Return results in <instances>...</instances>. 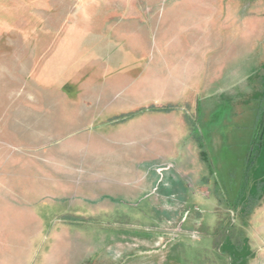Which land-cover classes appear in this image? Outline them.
<instances>
[{
    "label": "rangeland",
    "instance_id": "1",
    "mask_svg": "<svg viewBox=\"0 0 264 264\" xmlns=\"http://www.w3.org/2000/svg\"><path fill=\"white\" fill-rule=\"evenodd\" d=\"M220 1L0 0V201L40 218L0 235L24 264H264V0Z\"/></svg>",
    "mask_w": 264,
    "mask_h": 264
},
{
    "label": "crops",
    "instance_id": "2",
    "mask_svg": "<svg viewBox=\"0 0 264 264\" xmlns=\"http://www.w3.org/2000/svg\"><path fill=\"white\" fill-rule=\"evenodd\" d=\"M208 1H210V2H208ZM208 1L207 0H187L186 5L188 4L190 6L189 7L187 5V7H188V9H187L188 15L190 14V16H191V13H195V12L199 11L201 8L205 9L206 7L209 8V10H211V11H215L216 13L220 12V11L222 12V8H221L222 5H221V1L220 0H208ZM207 4H209V5L211 4L212 6L211 5L207 6ZM196 8H198V10ZM212 13H213V15H215L214 12H212ZM212 13L210 15H212ZM195 22L198 23L199 21H197L195 19ZM194 29L195 28H192L191 31L194 30ZM202 30L204 32L206 30V21H205L204 25L202 26ZM63 41H59V40H56V39H52V40H45L44 39V41L41 42V48H40V53H39L40 56L46 57V56H49L50 53H53V55L55 56V54H58V52L54 51L53 48H56V49L63 48L65 46V44L67 43V42H63ZM191 41H192V43H191ZM202 41H204V39L200 40L199 37L196 38V36L193 35V38L190 41L184 40V41H180V42L176 43V45H175L176 47H179V46L180 47L181 46L190 47V46L193 45V46H196L198 48L197 54L196 55L193 54V56L191 57L190 60H188V61L187 60H185V61H183V60L182 61H175V63L180 62V63H182V65L184 64V67H181V69H183L182 71H185V69L188 70V68L185 67V64L189 63V65L193 64V66H194L193 68H195V71L199 72L200 63H201V61L204 63V59H205V57H204V55H205L204 54V49L206 47V42H202ZM17 43H18V45H21V46H27V47L28 46L29 47L32 46V48L35 47L34 44L26 43L25 41H19ZM12 44H15V43H12ZM201 48H202V50H201ZM32 50L33 49L27 50V51L29 53V51L32 52ZM65 52H66V50L62 51L60 55L65 54ZM34 53H35V50L32 52L33 56H34ZM55 57L57 58V56H55ZM67 58L68 59L70 58L69 54L67 55ZM53 60H54V58H53ZM44 66H46L45 68H47L49 70V67L46 64ZM45 68H43V69H45ZM30 70L31 69L29 68L28 71H30ZM0 190H1V186H0ZM5 206L6 207L9 206V208H8L9 211H7V208L5 209ZM30 206L31 205H29L26 202L15 201L14 199H9V200L5 199L3 201L1 200L0 201V209L4 208V210L1 209L0 215L3 216V217L4 216L7 217L10 214V217H11V215L13 213V215H14L16 220H18V219L22 220V218H23L25 220L27 219L26 220L27 222H32L33 223V234H31V235H33L32 237L34 239V238H37V236L39 235V231H38L39 227L38 226H39L40 218H39L38 213L36 215L34 210L29 209ZM14 229H21V226L20 225H15ZM22 229H23V227H22ZM4 233L5 232H3L2 235H0V255H2V256L8 255L9 253L6 250L8 249L9 246L10 247L13 246V248L15 246H19V247H17V250H16V248H14V249L12 248V252H13V250L18 251V252L11 253V256H12V259L17 257L18 262L21 263V264H24V260H23L24 253H21V251H25V249H27V248L24 247L23 243H22V245H20L21 238L23 237V235H21V233H18V235L12 237L13 239H11V235L9 234V232L5 233V235H4ZM8 234L10 236H6ZM27 255H28V253H27Z\"/></svg>",
    "mask_w": 264,
    "mask_h": 264
}]
</instances>
